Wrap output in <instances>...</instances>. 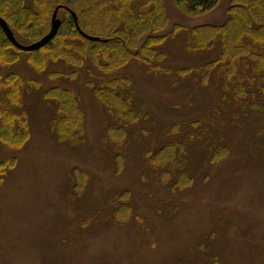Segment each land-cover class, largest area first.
<instances>
[{"label": "rangeland", "instance_id": "374dc122", "mask_svg": "<svg viewBox=\"0 0 264 264\" xmlns=\"http://www.w3.org/2000/svg\"><path fill=\"white\" fill-rule=\"evenodd\" d=\"M163 1L165 27L131 50L155 37L152 62L135 57L112 73L124 79L118 88L129 83L133 123L98 103L103 75L90 58L85 68L50 61L42 71L27 53L15 63L25 84H40L21 89L15 105L29 127L20 148L0 136V162L15 158L0 173V264H264V104L249 107L235 91L264 88V71L247 56L230 74L227 61L211 66L220 46L203 47L198 31L226 24L232 0L195 14ZM57 84L83 108V139L60 140L64 108L43 96ZM169 143L185 149L162 173L189 175L164 177L174 186L149 163ZM217 147L229 154L215 156Z\"/></svg>", "mask_w": 264, "mask_h": 264}, {"label": "trees", "instance_id": "16d2710c", "mask_svg": "<svg viewBox=\"0 0 264 264\" xmlns=\"http://www.w3.org/2000/svg\"><path fill=\"white\" fill-rule=\"evenodd\" d=\"M220 0H174L178 7H182L188 13H197L211 10L218 5ZM232 7L229 8V16L226 24L218 27H203L196 29L199 36H203V47L210 46L216 50L220 46L219 55L211 60L212 68L221 61H227L229 74L236 67V62L241 56L251 59L255 70L264 71V0H232ZM63 5L74 10L78 17V23L85 32L98 35L106 41H91L82 36L77 29L74 17L67 9L60 8L59 17L62 20L61 26L55 37L45 46L34 51H22L15 47L6 36L0 26V136L7 148L19 149L24 136L28 133L29 127L25 125L24 107L21 105L15 110V105L20 97L21 89L29 90L35 88L39 81L35 78H28L25 84L19 72L14 71L15 63L20 59L21 54L27 53L28 65L34 70H43L50 61L62 62L65 65H78L85 68L88 58L92 66L98 68L103 77L101 78L107 87L97 84L94 89L95 98L103 107L109 108L115 115L128 117L127 123H133L136 114L126 111L128 109L129 96L126 91L129 83L119 87L115 70L125 67L132 58L144 57L151 61L150 55L153 49V40L148 39L141 46L138 53H132L135 44H139V38L151 32L163 29L167 21V13L163 0H0V16L3 17L12 28L18 41H37L49 32L51 18L56 6ZM62 15V17H61ZM223 39L222 44L215 43L217 36ZM135 45V46H134ZM142 51V53H141ZM59 59V60H54ZM55 61V62H54ZM160 61V59H159ZM240 61V60H239ZM152 62V61H151ZM35 63L37 65H35ZM91 66V65H90ZM11 68V70H10ZM102 71V72H101ZM55 69L52 74H57ZM110 74V75H108ZM53 76V75H52ZM120 77V76H119ZM54 79V78H53ZM34 85L31 87L30 82ZM260 82L262 80H259ZM119 82V83H118ZM91 83V80L87 81ZM99 87V88H98ZM239 98H244L245 103L252 108H262L264 104V88L259 87L257 91H251L243 85L235 89ZM255 92V93H254ZM256 94V95H255ZM43 96L56 103L57 109L64 112L60 115L57 127L62 131L60 140H67L80 135L83 139L84 116L83 108L78 105L71 94V91L57 84L48 87ZM263 103V104H262ZM14 119L16 124H14ZM83 126V127H82ZM76 130V131H75ZM112 130L115 131L113 128ZM75 131V132H74ZM121 140L124 133H118ZM113 134L112 131L110 135ZM106 136L110 138L108 132ZM15 140V141H14ZM11 146V147H8ZM185 147H174V145H161L151 156L148 151L149 163L155 170H160V184L172 185L174 181L164 179L167 175L174 174L171 170L164 173L161 167H166L177 154L180 155ZM226 150V151H225ZM179 152V153H178ZM222 158L229 154L227 147H217L213 154ZM224 154V155H223ZM178 158V157H177ZM10 160L0 162V173L6 172L7 167L11 168ZM157 163V165H156ZM10 166V167H9ZM163 169V168H162ZM184 169L179 170V177L189 178L184 175ZM177 176H175L177 178ZM158 177V180H159ZM78 182L82 184L84 175L79 174ZM173 184L172 186H174ZM80 187V185H79ZM124 211L129 212V207L124 206Z\"/></svg>", "mask_w": 264, "mask_h": 264}, {"label": "water", "instance_id": "95a60500", "mask_svg": "<svg viewBox=\"0 0 264 264\" xmlns=\"http://www.w3.org/2000/svg\"><path fill=\"white\" fill-rule=\"evenodd\" d=\"M63 7V5H58L55 7L53 14H52V18H51V28L50 31L45 34L41 39L32 42L30 44H24L21 43L17 40L16 36L14 35L12 29L10 28L8 22L0 16V26L2 27V29L4 30L6 36L8 37V39L11 41V43L17 47L18 49H21L23 51H34V50H38L41 47L45 46L46 44H48L57 34L62 20L61 18L58 16V11L59 9ZM67 10H69L71 12V14L74 17L75 23L77 25V29L79 30L80 34L82 36H84L86 39H89L91 41H106L107 39H104L98 35H92L89 34L87 32H85L84 30L81 29L79 23H78V17L77 14L74 10L69 9L68 7H64Z\"/></svg>", "mask_w": 264, "mask_h": 264}]
</instances>
